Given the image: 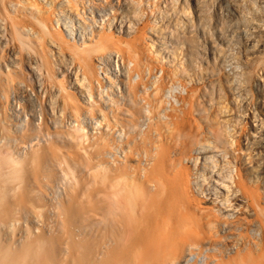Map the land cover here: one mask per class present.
<instances>
[{"label": "bare ground", "instance_id": "obj_1", "mask_svg": "<svg viewBox=\"0 0 264 264\" xmlns=\"http://www.w3.org/2000/svg\"><path fill=\"white\" fill-rule=\"evenodd\" d=\"M119 1L0 0V32L40 55L30 71L51 73L50 58L65 54L79 88H64L59 112L67 125L55 132L78 157L61 159L47 145L48 116L36 125L26 116L19 100L27 85L0 63V264H264V82L254 78L264 79V54L256 68L234 59L237 44L228 48L225 89L243 102L245 118L237 127L219 114L201 131L190 112L196 92L176 68L147 54L142 32L121 45L131 31L116 21ZM229 1L240 13L243 51H262L264 0ZM143 5L140 15L155 6ZM95 155L105 189L75 201L78 165ZM202 244L209 246L202 259L190 261ZM165 245L162 261L140 259L146 246Z\"/></svg>", "mask_w": 264, "mask_h": 264}, {"label": "rangeland", "instance_id": "obj_2", "mask_svg": "<svg viewBox=\"0 0 264 264\" xmlns=\"http://www.w3.org/2000/svg\"><path fill=\"white\" fill-rule=\"evenodd\" d=\"M96 1L97 3H99L103 0ZM147 1H152L155 6L152 7L151 12L145 10V13L143 15H140L139 9L144 6L143 3L146 4ZM157 2L158 3H156V0H142V6L140 7H136L135 3L131 2L130 0H126L125 2L124 0H120L119 6H116L115 4L114 8L117 9V11L115 12L116 21H121L123 25L121 29H128V26H130L131 31L127 34L125 33L122 35L121 45H124L126 40H131L134 38L133 36L139 35L140 32H142L143 36H141V38L143 37V42L141 41V44L143 48H146V51H148V53L146 51L145 52L147 54L151 53L149 54L150 56L154 55L155 57V55H157V59H159L160 57L159 60L167 63L170 68H176L177 74H180V83L183 82V85L192 88L196 92V99L190 109V112L192 115V120L198 125V128L201 131L206 132L208 130V123L211 122L212 119L213 121H216L219 118L221 119L220 115L223 116L224 114L230 115L231 118L234 117L236 119V121L234 118V120L232 119L234 123H242L245 118L243 117V114L245 113L243 102H237V100L235 99L233 100V98L230 96V93L225 89V86L227 85L225 79L230 77L229 74H227L230 73V71L228 70L229 65L227 61V59L229 60L228 55L230 52H228V50L233 48V46L235 47V45L237 44L238 47H235V49L233 48L235 57L234 59L237 60L238 58V60L241 59L247 62L255 63L254 65H256L255 67L257 68L261 65L258 59H261V57L264 56V49L260 51L262 47L259 46L257 50H253L252 52L243 51L244 37L240 34V27H238L239 25H237L240 18V13L237 11V8H235L236 6H233L234 3L230 2L229 0H158ZM158 11L160 13H158ZM120 15H124V17H119ZM261 28L264 29V25ZM115 29L118 30L119 27L115 26ZM260 31H262V33ZM249 32L251 33V31ZM257 32L262 34V36L258 38V43H264V30H259ZM6 37L7 36L2 33L0 34V51L4 50L2 52L3 57L1 58L2 62H0L1 71L3 70L5 72V67L12 69V78L14 80H24L27 85L25 86L26 91L22 92V94L24 93V96L20 100L17 97L11 98L12 100L10 102L14 100H19L20 104L22 102V104H24L25 106V111L27 110L26 113L31 112L26 116L30 117V114L32 116L33 114L35 115V125L42 119L43 113L45 114V116H48L46 118L48 124L47 127L49 129L51 137H47V139L49 138L47 142L50 143H48L47 145L49 147L50 145L54 147V149H52V152H55V155H57L59 158H61V156L62 158L71 156L78 157L76 150H72L71 152L70 149L62 145L59 146L61 143L59 142V139H57L58 137L56 138L55 133L57 131H63L67 125L66 119H64L59 112V110L61 111L63 107V93L66 91L65 93L75 92L76 94L79 89L78 86H73L76 83V75L73 74H75L78 70L76 65L72 63V61L69 62L70 59L65 54H63V56L61 55L63 59H60V55V57L58 58L57 54L56 58L54 57V55L53 58H50L49 60L51 66V69L49 71H51V73L47 71L46 74L42 70H39L37 68H35L34 73H32L30 71V68L36 67L38 65V57L40 55L38 56L35 53L33 54L32 50H29V48L24 47L23 45L21 46L12 44V42L10 43L8 37L7 39ZM45 44V48H47L46 50L54 49L48 44V41H46ZM149 47H151V49ZM26 50L28 51V53ZM168 53H170V55H168ZM245 54L247 55L248 59L245 57ZM62 74H64V77H62ZM51 75L54 77L52 78ZM102 77L104 78V76ZM254 78L255 80H257V82L258 80L259 82H264L263 78H258L256 75ZM249 86L252 85L250 84ZM59 87L62 88H60L61 92L59 90ZM64 88L65 91H63ZM245 89L248 91V88L245 87ZM245 89L243 90V92L245 91ZM245 93L249 95V92ZM244 94L242 96H244ZM77 97L80 96L77 95ZM258 103L260 104V99H257L256 104ZM11 105H8L7 107L9 108ZM31 106L35 109H33ZM30 107L35 113L30 109ZM250 111H252V109H250ZM246 112H248V110H246ZM240 124L237 127H240ZM255 125L256 123L254 122L253 126ZM253 128L251 127L250 133L253 132ZM58 135L61 134L59 133ZM55 140H57V142ZM109 140H111L108 144L109 146L117 142L115 138ZM55 143H57L58 145ZM60 147L62 152L61 150H59ZM56 148L60 152L58 150L55 151ZM64 150L66 151V156L65 154H61L64 153ZM57 152H59L60 154ZM95 156L96 158L94 156L93 158L89 156L91 157V159H95L94 161H91L93 163L85 161L86 158L83 157L84 159L82 164L84 163L85 165H83L84 169H81V164V166L78 165L79 163L77 164L78 171L75 172L77 173L75 174L76 176L74 175L75 181L78 182V184L76 183L78 186L76 189L77 192L75 191V194H77L75 195V201L76 199L80 198L82 194L83 196L90 198V194L91 196H95V193L98 190L105 189H103L102 185H98L99 180H97V177L95 176L97 174L98 168L94 167V163L95 166L96 163H99V161H96L98 156ZM79 169L82 171L80 172ZM89 169H92V171H90ZM83 173L85 174V176ZM78 175H80L82 179L77 177ZM108 179L103 180L105 182H101V180L100 183H103V185H109L111 183V178ZM86 185L87 188H85ZM189 225L191 226L192 224H188L187 227H190ZM205 246L209 247L207 244H202V248H204ZM211 246L216 247L215 242H212ZM165 247L167 248L168 246L165 245ZM217 247H219V245H217ZM134 248L135 251L131 250L134 251L133 253L139 250L136 246ZM166 248L164 249V246L163 248L161 246H146L145 248H143V251L145 252H142L143 254L140 259L146 260L151 258V255H154L156 261H162L166 257V255L167 257L170 255V247L167 248L168 250ZM161 255H163L164 257Z\"/></svg>", "mask_w": 264, "mask_h": 264}, {"label": "built area", "instance_id": "obj_3", "mask_svg": "<svg viewBox=\"0 0 264 264\" xmlns=\"http://www.w3.org/2000/svg\"><path fill=\"white\" fill-rule=\"evenodd\" d=\"M101 77H102V75H101ZM102 78H103V77H102ZM205 249H206V248H204L202 251H196V250H195V252H198V253L192 255L190 261H193V262H196V261H197V263H198V262H199V259H202L203 252H204Z\"/></svg>", "mask_w": 264, "mask_h": 264}]
</instances>
